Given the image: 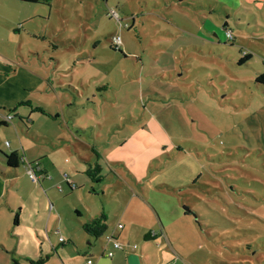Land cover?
I'll list each match as a JSON object with an SVG mask.
<instances>
[{"label":"rangeland","instance_id":"1","mask_svg":"<svg viewBox=\"0 0 264 264\" xmlns=\"http://www.w3.org/2000/svg\"><path fill=\"white\" fill-rule=\"evenodd\" d=\"M3 2L0 13L28 15L5 41L11 61L0 83V114H16L0 129V145L8 152L10 142L26 145L17 172L23 193L36 185L27 158L51 148L57 124H134L114 131L140 142L144 124L163 127L155 132V157L140 152L132 162L136 191L156 190L169 242L142 237L130 245H147L150 264H264V87L253 81L264 70V0ZM167 143L170 149L160 148ZM53 156L44 159L50 169ZM103 171L108 183L115 173ZM7 175L0 173V229L13 217ZM107 190L113 213L120 200L114 185ZM32 194L18 198L21 218L43 201L37 189ZM15 231L24 234L23 222ZM106 235L91 242L101 247Z\"/></svg>","mask_w":264,"mask_h":264},{"label":"crops","instance_id":"2","mask_svg":"<svg viewBox=\"0 0 264 264\" xmlns=\"http://www.w3.org/2000/svg\"><path fill=\"white\" fill-rule=\"evenodd\" d=\"M3 1L0 0L1 6L4 4ZM6 1L23 2L22 0ZM27 2L34 4L37 0ZM27 17V13L24 17L15 16L5 10L0 13V21H2L0 28L2 24L8 23L7 28L2 27L7 39L0 35V83H4V71L2 70H6L7 64L11 61V53L4 48L8 44L5 41L11 39L10 32L14 22L17 26L25 22ZM7 112L12 114L11 121H13L16 114L9 110ZM1 121H4L6 125L0 123V129L8 127V122H11L3 118L0 119ZM18 121L20 130L27 133L30 129L29 124H26L24 118L18 117ZM133 125L57 124V132L48 137L51 148L27 158L29 163H35L38 168L36 170L38 181L33 182L36 185L33 184V188L25 190L24 193L23 184L18 181L19 166L17 168L7 166L2 153L14 151L21 156V163H24L23 158L26 159V157L19 150L21 149L23 153V146L24 149L26 148L25 141L20 140L19 145L17 142L16 145L8 143L10 152L0 145V163L5 164L6 169L8 168L4 172L0 169V173L4 176L8 174L10 178L7 179L6 184L9 182L10 188L14 189L8 193L11 211L9 217L13 216L10 227L8 228V224L4 222L0 229V264H13V260L16 264H84L88 257L92 259V264H150L147 245H141L139 250H136L137 246L130 245V240L140 241V238L149 232H152L151 237H160L165 244H168L169 239L162 226V207L153 201L156 190L153 187H144L142 192L136 191V187L141 183L137 180L139 172L133 167L137 162L132 161H136L137 154L140 152L155 157L157 154L154 152L156 149L155 132L156 130L164 132V129L144 124L145 131L141 128L136 131L140 133V138H143L141 142L139 137L137 140L129 138L122 140L120 132L114 131V129L126 127L130 129ZM98 128L106 130L109 137L102 138V133ZM41 138L45 139L47 136L43 135ZM33 145V147L37 145L41 147L44 143ZM170 147L171 144L167 143L160 148L170 149ZM29 149L32 148L29 146ZM151 150L153 151L150 152ZM49 152L54 155L51 160V169L44 160ZM150 161V158H147L146 164H150ZM96 166H99L101 176L97 184L92 182L86 174L88 168L95 169ZM104 169L115 173L111 175L112 178L108 183H106L107 175L103 174ZM64 174L75 187L69 186ZM146 175V173L143 174V176ZM116 181L120 182V186H117ZM57 185L62 187L61 191ZM108 185L115 186V191L112 193L120 200L113 209V213L106 210ZM36 189L41 193L43 201L40 200L37 210L36 206L31 203L32 213L25 212L26 217L21 218L22 206L19 199L33 200L32 192ZM160 192L163 190L160 189ZM176 209L178 208L175 207V211ZM100 213L108 217V230L105 238L113 235L114 239L121 244L120 248H114L111 242H106L97 248V245L91 242L92 237L81 229V223L98 217ZM22 222L25 228L23 235L15 231ZM117 224H122V227L117 228ZM125 229L127 231H124ZM133 230L137 232L138 237L129 240L125 238V235ZM24 241L28 242V245L24 246ZM69 247L75 250L72 248V252H67L66 249ZM104 251H111L113 256L106 258Z\"/></svg>","mask_w":264,"mask_h":264},{"label":"trees","instance_id":"3","mask_svg":"<svg viewBox=\"0 0 264 264\" xmlns=\"http://www.w3.org/2000/svg\"><path fill=\"white\" fill-rule=\"evenodd\" d=\"M22 1H33L35 2L36 0H22ZM115 50V49H113ZM251 55L249 53L244 54L240 58V63H244L248 58H250ZM254 83L258 86H263L264 87V70L259 72L256 77L254 78ZM38 113L45 114V111L43 109H36ZM1 125H6L4 121L0 122ZM4 157V162L7 166L11 168H17L19 166L21 157L16 153V152H10V153H2ZM35 163H28V165H33ZM100 168L99 166H96L95 169L88 168L86 170V174L89 177V179L94 182V183H99L100 182ZM15 218H17V215H15ZM107 216L104 213H100V215L96 218H92L86 222L81 223V229L90 237L93 238H99L102 236L104 233L107 232L108 227H107ZM16 223V221H14ZM152 232H149L144 235V239H152L151 237ZM155 235V234H154ZM13 264H16L15 261L13 260Z\"/></svg>","mask_w":264,"mask_h":264},{"label":"built area","instance_id":"4","mask_svg":"<svg viewBox=\"0 0 264 264\" xmlns=\"http://www.w3.org/2000/svg\"><path fill=\"white\" fill-rule=\"evenodd\" d=\"M120 41H121V39H120L119 35L112 37V42H113V44L116 45V47H118ZM12 117H13L12 114L8 113V112L5 114H0V119L3 118V120L11 121ZM37 169L38 168H37L36 164L27 166L26 170H27L29 178L32 181H38V175L36 173ZM64 178L68 181L70 187H72V188L75 187V185L67 178L66 174H64ZM121 227H122V224H117V228H121ZM60 240H62L61 237H60ZM106 240H107V242H111V244L114 246V248H120L121 247V244L117 240L114 239L113 235H108L106 237ZM104 256L110 258L113 256V253L111 251H104ZM84 264H92V259L88 257L86 259V261L84 262Z\"/></svg>","mask_w":264,"mask_h":264},{"label":"water","instance_id":"5","mask_svg":"<svg viewBox=\"0 0 264 264\" xmlns=\"http://www.w3.org/2000/svg\"><path fill=\"white\" fill-rule=\"evenodd\" d=\"M97 184V183H96Z\"/></svg>","mask_w":264,"mask_h":264}]
</instances>
